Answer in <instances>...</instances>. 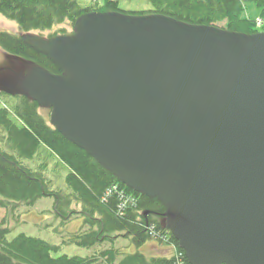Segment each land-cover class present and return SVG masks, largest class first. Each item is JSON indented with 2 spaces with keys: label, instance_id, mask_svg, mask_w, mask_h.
Returning a JSON list of instances; mask_svg holds the SVG:
<instances>
[{
  "label": "water",
  "instance_id": "water-1",
  "mask_svg": "<svg viewBox=\"0 0 264 264\" xmlns=\"http://www.w3.org/2000/svg\"><path fill=\"white\" fill-rule=\"evenodd\" d=\"M72 29L20 34L62 72L32 62L0 92L49 108L64 138L157 199L189 264H264V31L121 11Z\"/></svg>",
  "mask_w": 264,
  "mask_h": 264
},
{
  "label": "trees",
  "instance_id": "trees-1",
  "mask_svg": "<svg viewBox=\"0 0 264 264\" xmlns=\"http://www.w3.org/2000/svg\"><path fill=\"white\" fill-rule=\"evenodd\" d=\"M82 6L76 0H0V15L13 20L23 32L49 30L53 26L75 19L88 11L119 10L118 0H94ZM98 1L102 5H98ZM259 9L261 24L243 18L242 0H147L150 9L132 14L157 13L191 24L223 22L230 31L254 33L264 31V0H252ZM125 12V11H123ZM60 33H66L60 31ZM55 33L54 35H57ZM0 48L5 52L34 62L52 73H61L43 54L27 46L19 34L0 31ZM0 95L12 99L10 105H0V206L20 204L32 206L39 198L53 197L55 217L68 221L71 214L80 215L81 227L68 242L92 248L99 242L109 244L117 236L128 238L141 246L151 237L164 238L173 245L171 257L150 256L140 252L119 255L113 248L99 253L107 264H189L183 250L171 233L161 226L164 206L121 183L102 168L83 149L64 138L42 115L35 101L23 95ZM53 156L66 169L64 183L68 193L49 188L45 177V158ZM23 161L34 162L36 169ZM72 203L80 210L70 209ZM146 212V213H145ZM80 227V228H81ZM9 230L0 226V264H95V255H55L58 246L43 239L19 233L7 238ZM161 241V240H160Z\"/></svg>",
  "mask_w": 264,
  "mask_h": 264
},
{
  "label": "rangeland",
  "instance_id": "rangeland-1",
  "mask_svg": "<svg viewBox=\"0 0 264 264\" xmlns=\"http://www.w3.org/2000/svg\"><path fill=\"white\" fill-rule=\"evenodd\" d=\"M82 6H89L94 0H76ZM101 1V0H100ZM98 1V5L102 3ZM243 12L241 17L259 22V9L255 6L252 0H242ZM118 8L122 11L131 13L137 11H147L150 9V5L147 0H118ZM261 23H258L259 26ZM214 25L223 27V22H216ZM66 33L72 32V26L68 22H63L59 25L53 26L49 30H32L29 32H22L19 29L15 21L7 19L0 15V31H8L14 34H35L42 38L60 33V31ZM61 34V33H60ZM33 67V63L26 61L11 55L0 48V86L3 88H10V84H17L20 75H24L28 70ZM4 93V92H2ZM5 94V93H4ZM12 99L5 95H0V105H10ZM39 114L48 120L49 110L45 107L40 108ZM39 159L45 158V177L49 188H53L59 193H68V190L64 183V177L66 175V169L51 155L39 154ZM23 163L30 164L33 169H36L34 162L23 161ZM53 197L39 198L32 206H24L20 204L7 205V207L0 206V226L7 228L9 234L7 238H13L19 233L43 239L51 244L58 246V251L55 255H95L97 258L95 264H107L105 257H100L99 253L105 249L113 248L119 253L115 257V262L127 253L140 252L147 257L150 256H165L171 257L175 248L173 245L166 243L162 237L159 239V232L156 233L157 238L151 237L143 245L136 246L128 238L122 236H116L109 244L106 242H99L92 248H83L68 242V238L82 225V219L80 215L69 214L68 221H63L61 218L55 217L53 212ZM70 209L74 212L80 210V205L72 203ZM81 227V228H80ZM161 240V241H160Z\"/></svg>",
  "mask_w": 264,
  "mask_h": 264
}]
</instances>
